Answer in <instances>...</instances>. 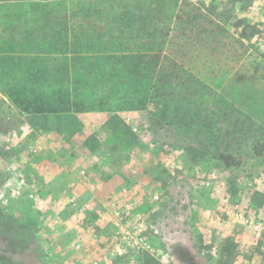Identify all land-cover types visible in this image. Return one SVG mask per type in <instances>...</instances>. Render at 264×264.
Returning a JSON list of instances; mask_svg holds the SVG:
<instances>
[{"label":"rangeland","instance_id":"obj_1","mask_svg":"<svg viewBox=\"0 0 264 264\" xmlns=\"http://www.w3.org/2000/svg\"><path fill=\"white\" fill-rule=\"evenodd\" d=\"M189 2L220 26L221 43L212 53L218 44L181 48L184 39H174L170 62L190 69L201 107L225 99L238 117L248 114L264 128V60L256 50H264V38L238 40L243 26H264V0ZM0 100L14 122L0 133V206L36 226L42 264H145L146 253L161 264H264V160L248 147L194 157L186 146H199L195 134L184 141L148 122L158 103L30 115L9 104L1 85ZM135 224L149 247L123 242ZM228 238L230 256L221 252ZM176 246L187 254L176 256Z\"/></svg>","mask_w":264,"mask_h":264},{"label":"trees","instance_id":"obj_2","mask_svg":"<svg viewBox=\"0 0 264 264\" xmlns=\"http://www.w3.org/2000/svg\"><path fill=\"white\" fill-rule=\"evenodd\" d=\"M183 2L191 6L189 0H0V85L9 104L23 114L50 115L141 111L158 103L148 122L184 141L195 134L199 146H186L194 157L208 148L228 153L248 147L264 160V136H257L264 128L248 114L238 117L225 99L201 107L190 69L170 62L174 39H184L181 48L201 41L209 51L208 44H218L212 53L221 43L220 26L196 15L202 8L180 7ZM255 34L264 38V26H243L238 40ZM256 50L264 60V50ZM4 102L0 133L14 129ZM233 246L228 238L221 252L230 256ZM40 248L36 226L0 206V264H35L30 257L42 264ZM143 260L161 264L147 253Z\"/></svg>","mask_w":264,"mask_h":264},{"label":"built area","instance_id":"obj_3","mask_svg":"<svg viewBox=\"0 0 264 264\" xmlns=\"http://www.w3.org/2000/svg\"><path fill=\"white\" fill-rule=\"evenodd\" d=\"M85 173V171H82ZM139 226L135 224L131 230H127L123 237V242H127L131 244L132 247L137 249H144L149 247L148 240L146 237L141 233L138 228ZM127 252V248L123 246V244L119 243L117 246V253L119 255H124ZM93 264H100L99 261H94Z\"/></svg>","mask_w":264,"mask_h":264},{"label":"flooded vegetation","instance_id":"obj_4","mask_svg":"<svg viewBox=\"0 0 264 264\" xmlns=\"http://www.w3.org/2000/svg\"><path fill=\"white\" fill-rule=\"evenodd\" d=\"M178 252H179V253H180V252H184V253L187 254L188 250H187V248H185V247L180 248L179 246H176V250L174 251V254L177 256V255H178Z\"/></svg>","mask_w":264,"mask_h":264}]
</instances>
